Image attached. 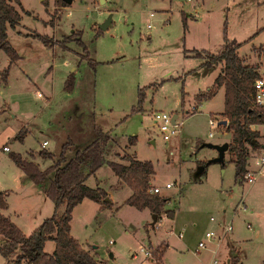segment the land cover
<instances>
[{"label":"rangeland","instance_id":"obj_1","mask_svg":"<svg viewBox=\"0 0 264 264\" xmlns=\"http://www.w3.org/2000/svg\"><path fill=\"white\" fill-rule=\"evenodd\" d=\"M21 1L29 13L22 11L21 24L9 29V39L23 58L11 66L8 88L1 76L9 57L0 50V188L9 190L10 203L4 213L30 235L55 207L13 162L11 152L26 147L45 168L52 161L40 157L41 149L58 157L63 144L72 141L67 153L72 157L95 138L99 126L119 141L110 142L106 159L120 161L128 153L151 161V184L161 188L159 195L168 199L165 208L175 213L173 219L162 214L152 228L148 210L126 204L129 188L107 165L101 167L85 183L109 189L115 202L102 212L91 200L76 206L72 231L101 264H139L147 256L140 249L148 250L149 241L154 248L168 244L165 258L154 264H263L264 175L252 184L235 182L229 150L223 165L209 163L218 155L211 145L232 141L225 126L208 124L209 118H223L224 91L217 89L211 98L196 95L212 87L221 65L199 68L202 59L192 51L216 53L226 33L241 44L238 53L246 62L259 57V68H264V53L256 50L264 45V0ZM109 17L107 29L101 30L98 26ZM76 30L82 43L70 42L69 48L47 46L37 37L59 41ZM85 54L96 64L85 60L81 65ZM72 73L75 86L68 91ZM156 112L177 114L182 121L167 141L153 126ZM23 122H31L33 135L27 133L26 143L20 144L14 136L27 129ZM130 136L136 137L134 145L128 144ZM45 137L50 141L46 147L40 144ZM257 140L264 142L260 136ZM5 144L10 151L3 150ZM247 146L250 158L260 157L259 147ZM203 163L205 173L196 175ZM167 182L171 188H165ZM242 197L246 211L239 205ZM229 222L232 230L217 249L211 242L196 252L206 231L218 233L220 224ZM5 241L0 235V246ZM54 246L48 242L46 250ZM151 253L153 258L160 254L156 249ZM0 264H8L1 253Z\"/></svg>","mask_w":264,"mask_h":264},{"label":"trees","instance_id":"obj_2","mask_svg":"<svg viewBox=\"0 0 264 264\" xmlns=\"http://www.w3.org/2000/svg\"><path fill=\"white\" fill-rule=\"evenodd\" d=\"M64 5L66 2H63ZM22 11L29 13L23 7L21 0H0V50L9 57V63L3 70L2 78L8 80L9 70L13 63L22 58L9 39V29H15L21 24ZM39 37L45 45L60 44L69 48L70 42L82 43L81 32L74 31L55 41L48 35ZM241 44L235 39H228L226 33L223 42L216 53L193 50L202 59L201 66L211 67L220 64L221 69L207 91L197 94L196 98H211L217 89L223 88V110L221 116L226 120L227 132H231V142L228 150L233 157L230 162L235 165V181H243L248 172L247 163L249 150L259 147L257 138L259 133L251 130L252 124L264 121L261 108L254 104V81L260 76L259 64L246 62L238 53ZM257 52L264 53V45ZM83 59L91 66L96 64L87 54ZM93 62V63H91ZM93 66V65H92ZM74 73V72H73ZM73 73L66 82V90L72 91L75 86ZM140 102L143 89H139ZM139 103V107H140ZM139 107L132 110L137 111ZM95 138L78 149L72 157L67 156L73 145L72 141L63 144L62 151L57 157L52 151L43 148L40 157L49 159L51 164L42 168L32 152L29 156L20 152H11L13 162L53 201L55 207L52 216L46 218L30 235L6 215L3 211L8 208L7 191L0 188V235L6 241L0 246V253L8 264H99L94 253L84 249L80 241L71 233L73 211L83 199L98 203L100 209L112 206L111 198L105 188L90 187L85 182L90 175H94L101 167L107 165L118 179L126 184L131 194L125 203L138 210L148 209L156 215V221L162 214L173 219L174 211L166 209L168 199L157 193L149 192L154 167L149 160H139L134 154L124 153L120 161L107 160L106 154L111 151L109 144H118V139L110 132H104L95 126ZM28 130L23 127L15 140L24 142ZM136 137H128V144L134 145ZM223 165L224 162H219ZM204 168L206 165L203 163ZM108 198V200H107ZM54 241L56 248L50 253L46 250V243ZM159 249V248H157ZM163 253V250L160 252ZM264 264V263H263Z\"/></svg>","mask_w":264,"mask_h":264},{"label":"built area","instance_id":"obj_3","mask_svg":"<svg viewBox=\"0 0 264 264\" xmlns=\"http://www.w3.org/2000/svg\"><path fill=\"white\" fill-rule=\"evenodd\" d=\"M190 1V0H186ZM150 16H153L152 13H150ZM148 27H150V24H148ZM254 104L256 107L261 108L264 115V71L260 74L258 78L254 81ZM173 113H167V112H156L153 116V126L157 128V130L160 132L163 140L167 141L172 135L178 132L179 127L182 124V121L179 120L178 115L176 114V117H173ZM223 119H217L216 121L212 118H209L208 124L210 126L218 125L222 126L221 123ZM224 126V125H223ZM251 130L258 132L261 139L264 140V121L256 124H252L250 126ZM211 136V133L209 134ZM48 144L47 141L43 143V146L45 147ZM259 149H260V157H257L255 160L256 166H258V170L256 171H249L245 174L244 179H246V183L252 184L256 181L258 176L260 175L262 169L264 168V142L259 143ZM5 151H10V147L8 145L4 146ZM172 183H166L165 188H171ZM161 191V188L158 186H151L149 188V192L151 193H157L159 194ZM242 204V210L245 211L246 207L244 205L243 197L239 201V205ZM238 205V206H239ZM212 221L214 220L213 217L210 218ZM221 230L220 232H215L213 230H208L204 233V237L199 240L196 247V252L200 249L206 248L208 244L211 242H214V245L217 249V247L220 245V243L224 240L225 236L232 230V224L225 223L220 224ZM141 252H143L147 257L151 260L153 259L152 253L150 250L140 249ZM209 264H217L216 260H211Z\"/></svg>","mask_w":264,"mask_h":264},{"label":"crops","instance_id":"obj_4","mask_svg":"<svg viewBox=\"0 0 264 264\" xmlns=\"http://www.w3.org/2000/svg\"><path fill=\"white\" fill-rule=\"evenodd\" d=\"M104 2H105V0H104ZM257 55H258V53H257ZM22 58H23V56H22ZM20 60V59H19ZM18 60V61H19ZM86 59H83V61H81L80 63H81V65L82 64H84V61H85ZM18 61H16V62H18ZM8 62H9V60H8ZM15 62V63H16ZM86 62V61H85ZM262 61L261 60H259V57H258V61L257 62H254V63H258L259 65H261L260 63H261ZM15 63H13L12 64V67L14 66V64ZM201 63H202V61H201ZM201 63L198 65V67L199 68H202L203 66H201ZM220 69H221V66H220ZM74 70H76V69H74ZM193 70V69H192ZM259 70L260 71H263L264 70V68H259ZM78 72V71H77ZM220 72V71H219ZM218 75V74H217ZM216 75V76H217ZM216 76H215V78H216ZM214 78V79H215ZM10 77L8 78V80L7 81H4V86L6 87V88H8V87H10L11 86V84H10ZM205 92V91H204ZM203 93V92H202ZM39 97H41L42 99L44 98L43 96H42V94L39 92ZM175 115V114H174ZM17 115H15L14 117H16ZM22 125H26V127H27V129H28V133H31L30 135H33V131L31 130V122H23L22 123ZM21 125V126H22ZM18 134V133H17ZM16 134V135H17ZM111 135H112V133H110ZM16 135L14 136V138L16 137ZM27 136H28V134H27ZM27 136L25 137V140H24V142H19L18 140H15L16 142H19L20 144H25L26 143V139H27ZM45 141H47L48 142V144L46 145V146H48V145H50V141H49V138L48 137H45V139H44V141L42 142V143H40V144H43ZM6 145V144H5ZM4 145V146H5ZM10 147H11V145H9ZM41 146V145H40ZM39 146V147H40ZM45 146V147H46ZM77 146V145H76ZM29 147H31V146H29ZM3 150H4V147H3ZM51 151V150H50ZM16 152H18V151H16ZM20 153H22V154H24V155H27V156H29L30 154H31V151H28V149L25 147V149H22L21 151H19ZM29 152H30V154H29ZM256 156L255 157H253V158H250L249 157V155H248V163H247V170H248V172L249 171H256V170H258V166H256V164H255V160H256ZM212 163H218V162H212ZM252 164H253V166H252ZM255 165V166H254ZM206 169L207 168H204V170L201 172V173H205V171H206ZM200 173V174H201ZM260 175H264V168L262 169V171H261V173H260ZM117 178V177H116ZM117 181H119L120 182V180L117 178ZM235 182H240V181H235ZM242 182V181H241ZM151 183H152V181H151ZM168 183V182H167ZM152 185V184H151ZM127 187L126 186V184H123V187ZM153 186V185H152ZM118 187H120L119 189H121L122 188V185L121 184H118ZM3 190V189H2ZM6 191H7V198L9 197V190H7V189H5ZM105 190L107 191V193H108V195H109V197L111 198V201H112V205L114 204V195L111 193V191L109 190V189H106L105 188ZM130 194H131V191H130V189H129V194H128V196L125 198V201H126V199L130 196ZM86 200H89V199H83V202L82 203H80L79 205H81V204H83ZM92 201V200H91ZM94 202V201H93ZM98 204V203H97ZM78 206V205H77ZM10 208V203L8 202V208L6 209V210H8ZM96 209H98L97 211L98 212H102L103 210H105V209H100V205L98 204L97 205V207H96ZM107 209V208H106ZM6 210H4V211H6ZM148 210V209H147ZM3 211V212H4ZM246 211V210H245ZM250 212H252V210L250 211ZM75 213H76V210L74 209V211H73V218H72V221H71V233H72V231H73V222H74V216H75ZM149 215H152L150 212H149V210H148V212H147ZM15 214H17L16 212H15ZM8 216H10L11 217V215L9 214ZM174 216H175V213H174ZM166 217V216H165ZM48 218V217H47ZM164 218V216H161V218H159L157 221H156V223L158 222V221H160V220H162ZM166 218H168V217H166ZM174 218V217H173ZM211 218V217H210ZM46 218H44L43 219V221L45 220ZM42 221V222H43ZM210 221H212L211 219H210ZM42 222L40 223V225L42 224ZM148 223H149V225L152 227V228H154V226H155V224H153L152 223V221L151 222H149L148 221ZM19 224V223H18ZM20 225V224H19ZM39 225V226H40ZM248 225V224H247ZM21 226V225H20ZM38 226V227H39ZM148 228L146 229V231H147V234H148ZM25 233V232H24ZM127 233V232H126ZM26 234V233H25ZM148 237H149V235H148ZM76 238V237H75ZM78 239V238H77ZM79 240V239H78ZM80 241V243H81V245L83 246V248L84 249H86L85 248V245H84V243H83V241H81V240H79ZM48 242H54V241H48ZM47 242V243H48ZM47 243H46V246H47ZM55 243V242H54ZM149 246H148V250H153V252L155 251V249H156V251L158 252V254L161 252V250H163V253H160L159 254V256L157 257V258H153L154 260H151V259H149V258H147V256H144L141 260H140V262H139V264H143L145 261H149L151 264H154V263H157V261H162L164 258H165V255H166V252H167V248H168V244L166 243H164V245L163 246H159L160 244H157V247L159 248V250L160 251H158V249H157V247L156 248H154V246H156V245H154L153 246V244L151 243V241H149ZM162 247V248H161ZM55 248H56V244H55V246L53 247V248H51L50 249V251H48V252H50V253H52V252H54V250H55ZM146 250V249H145ZM150 250V251H151ZM90 252L91 253H93L91 250H90ZM135 256H140V255H133L132 257H135ZM153 257H154V255H153ZM110 258H114V253H111L110 254ZM239 261V258H238V260H237V262ZM228 262H230V259H228ZM105 263V262H104ZM99 264H101V262H99Z\"/></svg>","mask_w":264,"mask_h":264},{"label":"water","instance_id":"obj_5","mask_svg":"<svg viewBox=\"0 0 264 264\" xmlns=\"http://www.w3.org/2000/svg\"><path fill=\"white\" fill-rule=\"evenodd\" d=\"M101 3H104V0H100ZM65 2H67L68 4H71L73 2V0H65ZM111 21V18L109 17L107 20H105L102 24H100L98 27L101 29V30H106L109 23ZM174 118L176 117V114L173 116ZM226 120H222V124L225 125L226 124ZM212 147H214L217 152H218V155L216 157H214L213 159H211L209 161V163H212V162H223V159H224V153L226 150H228V147H229V144L228 143H223V144H220V145H211ZM204 170V166H200L197 170V173L196 175H199L202 171ZM108 200V198H107ZM156 221V215H152V223H154Z\"/></svg>","mask_w":264,"mask_h":264}]
</instances>
